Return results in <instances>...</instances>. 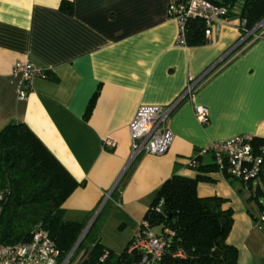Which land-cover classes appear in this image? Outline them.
<instances>
[{
    "label": "crops",
    "instance_id": "crops-1",
    "mask_svg": "<svg viewBox=\"0 0 264 264\" xmlns=\"http://www.w3.org/2000/svg\"><path fill=\"white\" fill-rule=\"evenodd\" d=\"M167 6L168 0H0V129L25 123L80 183L61 205L64 217L87 224L101 216L106 248L128 244L164 180L202 175L197 195L222 197V208L232 211L227 242L238 250L237 264H264V222L251 212L252 221L240 200L262 186L264 169L245 187L210 167L211 154H197L236 135L264 141V36L242 40L234 14L206 43L175 45L178 26ZM18 60L45 72L31 80L24 99L12 74ZM190 78L192 97L166 118L169 149L131 159L128 125L136 109L170 103ZM195 105L207 108L205 123L195 118ZM104 231L117 234L106 240Z\"/></svg>",
    "mask_w": 264,
    "mask_h": 264
},
{
    "label": "trees",
    "instance_id": "trees-1",
    "mask_svg": "<svg viewBox=\"0 0 264 264\" xmlns=\"http://www.w3.org/2000/svg\"><path fill=\"white\" fill-rule=\"evenodd\" d=\"M211 1L227 6L228 16L237 14L245 22L246 29H252L264 19V0H239L237 8L238 0ZM203 30L201 20L190 19L187 44L206 43ZM97 93L86 106L85 118L92 111ZM253 143L257 145L262 140L254 138ZM213 166L216 168L215 164L210 167ZM200 180L205 177L172 175L167 178L156 190L143 216L142 220L153 230L158 228L156 233L163 235L170 251L183 252L184 257L165 255L160 264H237L238 250L227 242L233 222L232 211L222 208L225 202L222 197H199L196 184ZM262 181L264 183V176ZM79 184L25 123L12 121L5 124L0 129V242L27 241L31 230L39 226L55 242L61 262L72 251L86 225L85 221L66 219L61 207ZM259 195L264 197V191L257 186L251 197L257 199ZM258 206L264 211L262 203ZM98 218L99 215L73 249L68 263L135 264L138 255L127 252L128 244L114 252L100 242ZM104 253L106 256L102 258Z\"/></svg>",
    "mask_w": 264,
    "mask_h": 264
},
{
    "label": "built area",
    "instance_id": "built-area-1",
    "mask_svg": "<svg viewBox=\"0 0 264 264\" xmlns=\"http://www.w3.org/2000/svg\"><path fill=\"white\" fill-rule=\"evenodd\" d=\"M236 10V9H235ZM227 6L219 5L211 0H168V16L175 19L178 32L175 45H186L187 25L190 19H199L204 24L203 36L208 41L216 30L221 20L228 16ZM245 28V22L241 20L243 31L242 40L247 37H262L264 29L255 33V29ZM12 74L17 76L15 92L18 99H24L30 89L33 78L43 76L44 70L30 61H15L12 65ZM194 79H188L182 93L166 105H140L128 125L131 140V159L139 154L162 155L169 149L173 135L166 125L167 116L185 98L189 99L194 93ZM194 116L205 123L208 118V110L203 105H195ZM252 135H236L229 139L211 141L205 147L198 150L197 154L209 153L213 157L216 168L233 179H237L247 187L250 183L258 181L264 169V141L257 145L253 143ZM107 146H113L111 139H106ZM196 161L191 160L190 165ZM109 193L106 194L108 196ZM1 198V192H0ZM1 212V211H0ZM264 220L261 213L260 221ZM172 235L171 231H166ZM127 252L137 253L135 264H160L163 257L171 254L173 257H184L181 250L170 251L169 243L161 233H156L149 224L142 220L131 237ZM68 255L58 261L59 249L51 239L48 232L36 226L31 230L30 238L14 244H2L0 242V264H69ZM106 253L102 256L105 257Z\"/></svg>",
    "mask_w": 264,
    "mask_h": 264
},
{
    "label": "rangeland",
    "instance_id": "rangeland-1",
    "mask_svg": "<svg viewBox=\"0 0 264 264\" xmlns=\"http://www.w3.org/2000/svg\"><path fill=\"white\" fill-rule=\"evenodd\" d=\"M240 4V1L238 0V2L236 3L235 5V8H237V6ZM262 24H260L259 27H257L255 30H261V29H264V21L262 20L261 21ZM262 190L264 191V184L262 183V186H261ZM247 190H245L243 193H242V196H241V199L242 202H243V207L245 208V211L247 212H250L249 215L252 216V221L255 222V219H254V216L251 214V212L256 216V218H260L261 216V213H262V210L261 208H259L258 206V203H262L263 204V207H264V197L262 195H259L257 197V199L255 198H250L248 197V192H246ZM102 221V218L101 216L96 220V225L97 227H99L100 223ZM155 232H159L158 231V228H154ZM117 232L116 231H104V237L106 240H112L115 236H116ZM120 243V241H119ZM123 247V245L120 246L119 244V247L118 245H116V247H112L114 252H119L118 250H121V248ZM73 253V252H72ZM71 253V255H72ZM76 260V259H75ZM75 261L73 263H69V264H74Z\"/></svg>",
    "mask_w": 264,
    "mask_h": 264
},
{
    "label": "water",
    "instance_id": "water-1",
    "mask_svg": "<svg viewBox=\"0 0 264 264\" xmlns=\"http://www.w3.org/2000/svg\"><path fill=\"white\" fill-rule=\"evenodd\" d=\"M263 21H264V19H263ZM95 216H96V214H94L93 217H92V218L88 221V223L85 225V227H84V229L82 230L80 236L78 237V239H77V241H76V243H75L73 249L77 246V244H78V243L81 241V239L84 237V235L86 234L88 228H89V227L91 226V224L93 223ZM73 249H72V251H73ZM72 251H71V252H72Z\"/></svg>",
    "mask_w": 264,
    "mask_h": 264
}]
</instances>
